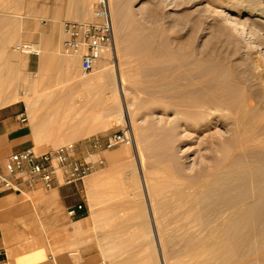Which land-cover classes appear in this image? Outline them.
<instances>
[{
  "label": "rangeland",
  "instance_id": "obj_1",
  "mask_svg": "<svg viewBox=\"0 0 264 264\" xmlns=\"http://www.w3.org/2000/svg\"><path fill=\"white\" fill-rule=\"evenodd\" d=\"M27 1L0 0V107L24 104L53 134L89 126L92 137L123 131L127 140L83 181L82 216L68 218L55 191L16 198L35 219L16 224L24 245L57 249L91 221L103 264H264V218L221 232L233 172L255 170L264 188V0H109L115 51L87 77L60 42L37 70L15 51L29 43L13 39ZM99 1L54 0L59 26L91 21ZM210 173L222 180L211 185Z\"/></svg>",
  "mask_w": 264,
  "mask_h": 264
},
{
  "label": "crops",
  "instance_id": "obj_2",
  "mask_svg": "<svg viewBox=\"0 0 264 264\" xmlns=\"http://www.w3.org/2000/svg\"><path fill=\"white\" fill-rule=\"evenodd\" d=\"M27 3L24 10L29 17L28 22L22 31L13 35V39L26 41L37 47L39 54L27 58L28 67L37 70L44 61L52 58L57 44L62 43V24L66 21L59 26L64 12L60 6L54 4V0H28ZM34 5L40 6V9ZM37 15L45 18L40 19L38 24L35 22ZM9 39L6 38L5 42ZM22 113L25 121H21ZM86 136H94L93 129L89 126L74 133L53 134L51 129L41 127L30 118L24 104H8L0 107V167L10 154L34 148L37 143L52 144L68 140L78 142L90 138ZM52 191H55L65 210L80 203L84 204V182L70 187H56ZM20 196L10 193L0 195V264H103L91 221L84 223L89 225L84 234L78 231L69 232L70 237L62 238L57 249L48 243L37 247H33L30 242L24 245L20 228L16 224L33 223L35 219L29 206L16 201ZM87 219L88 217L75 221L74 224Z\"/></svg>",
  "mask_w": 264,
  "mask_h": 264
},
{
  "label": "built area",
  "instance_id": "obj_3",
  "mask_svg": "<svg viewBox=\"0 0 264 264\" xmlns=\"http://www.w3.org/2000/svg\"><path fill=\"white\" fill-rule=\"evenodd\" d=\"M61 52L79 59V72L83 77L94 73L110 52L114 35L107 0H100L86 22L66 21L62 24ZM29 44L18 45L16 50L30 51ZM21 121L25 116L20 115ZM127 140L125 132L107 137H90L55 149L36 152L33 148L10 154L0 167V195H25L36 191L50 192L56 187H70L83 182L104 165L102 154L113 150ZM83 203L66 210L70 219L82 216Z\"/></svg>",
  "mask_w": 264,
  "mask_h": 264
},
{
  "label": "bare ground",
  "instance_id": "obj_4",
  "mask_svg": "<svg viewBox=\"0 0 264 264\" xmlns=\"http://www.w3.org/2000/svg\"><path fill=\"white\" fill-rule=\"evenodd\" d=\"M107 1H108V5H109V0H107ZM109 12H110V8H109ZM110 18H111V15H110ZM111 23H112V21H111ZM113 43H114V40H113ZM17 47L18 46H15V51H17L16 50ZM185 47L186 46H184V45H180V48L184 49ZM30 51L36 52L37 54H39V51L33 45L30 46ZM113 51H115V44H112L110 52L107 55H113ZM21 54L28 56L27 52H24ZM118 92L120 94L124 93V84H123V81L121 80V78H118ZM126 126L128 129V135L130 138V144H132V146H133V143H134V146H135V135L133 134L132 129H131V122H126ZM134 156L139 157V154L137 152V148H136V153H134ZM212 164H211V167L214 168L213 165L215 164V162L213 165ZM221 171H223V170H221ZM232 171H234V170H232ZM205 172L206 171L204 170L202 173H205ZM213 173H214V171H213ZM220 174H222V172ZM220 174H217V173L215 175L211 174L212 175V177L210 178L211 179V182H210L211 185H213L215 183L217 184V182H220L222 180V177ZM233 175H234L233 178L236 182V186H232V189H229V191L230 192L234 191L233 193L236 196H234L232 200L230 199L231 200L230 202L228 201L227 204L225 203V205H223V210L221 213V215H222L221 217H222L223 223H224V227H223L221 232L224 236L237 234L246 225H250L251 223H253L254 219L256 220L258 218H260V219L264 218V188H261L259 178H255V176H254L255 170L248 171V170L244 169V171H242V170L239 171L237 169V170H235V172H233ZM204 180H206V179H204ZM251 186L257 187V190L254 193H251V192L245 193L243 191L242 187H251ZM197 187L201 188L200 185H198Z\"/></svg>",
  "mask_w": 264,
  "mask_h": 264
}]
</instances>
